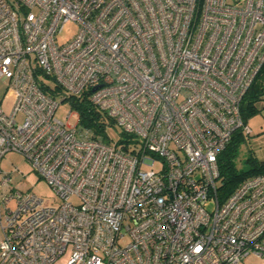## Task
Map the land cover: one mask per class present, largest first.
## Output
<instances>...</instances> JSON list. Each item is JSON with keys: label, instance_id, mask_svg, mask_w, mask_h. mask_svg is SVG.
Returning <instances> with one entry per match:
<instances>
[{"label": "built area", "instance_id": "built-area-1", "mask_svg": "<svg viewBox=\"0 0 264 264\" xmlns=\"http://www.w3.org/2000/svg\"><path fill=\"white\" fill-rule=\"evenodd\" d=\"M262 67L264 0H0V77L16 94L9 113L0 101V161L20 153L60 198L0 168V264L264 257V174L217 193L218 155L251 132L240 105ZM83 92L129 141L55 117Z\"/></svg>", "mask_w": 264, "mask_h": 264}, {"label": "rangeland", "instance_id": "rangeland-1", "mask_svg": "<svg viewBox=\"0 0 264 264\" xmlns=\"http://www.w3.org/2000/svg\"><path fill=\"white\" fill-rule=\"evenodd\" d=\"M228 1L234 2V0ZM76 31L77 25L75 22L69 21L65 23L62 31L57 35V41L59 43L67 41L76 33ZM46 81H48L50 85H53V82L50 81V79H47ZM257 81H260V78ZM7 85V81L0 77V101L5 112L9 113L15 104L16 94L13 90L7 88ZM61 98L62 97L58 95L59 101H61ZM255 106L257 107L256 112L248 115L244 120V122L250 127L251 132L247 135H243L238 154L235 158L237 167L242 169L248 168L245 159L249 155L259 161H264V93H262L260 98L257 99ZM68 112H72L69 119L66 117ZM75 112L76 111L71 108L69 102L63 101L59 102L55 111V117L62 121H66L70 125H74L77 122ZM119 132H121V128L118 126L107 127V133L113 143L118 139ZM0 168L2 171L11 172L13 183L18 189L23 191L30 190L48 202H60V198L53 188L31 167L20 153L15 151L6 152L0 161ZM11 205L14 206V203L12 202ZM66 260L67 254L59 257L55 264H65ZM239 264H264V257L249 255Z\"/></svg>", "mask_w": 264, "mask_h": 264}, {"label": "trees", "instance_id": "trees-1", "mask_svg": "<svg viewBox=\"0 0 264 264\" xmlns=\"http://www.w3.org/2000/svg\"><path fill=\"white\" fill-rule=\"evenodd\" d=\"M259 78L260 81H257ZM57 87L55 86L53 89L57 90ZM47 90H49V87ZM262 93H264V67L261 68L242 98L240 111L243 120L248 115L256 112L257 107L255 106V102L260 98ZM88 95L89 92H83L79 96L69 97L64 101L69 102L71 108L78 113L79 125L90 128L95 136L101 135L105 142H109L112 139L107 134V127H116L114 121L104 111H101L95 105L91 104ZM118 134L117 143L119 144L129 141L131 137L122 131ZM242 139L243 133L236 131L229 144L218 155L219 183L217 193L221 199L229 195L245 178L255 174H264V161H259L251 155L245 159L248 164L247 169L237 167L235 158L238 154Z\"/></svg>", "mask_w": 264, "mask_h": 264}, {"label": "crops", "instance_id": "crops-1", "mask_svg": "<svg viewBox=\"0 0 264 264\" xmlns=\"http://www.w3.org/2000/svg\"><path fill=\"white\" fill-rule=\"evenodd\" d=\"M245 259H246V258H245ZM245 259H244V260H245ZM241 262H243V260H242ZM241 262H240V263H241ZM238 264H239V263H238Z\"/></svg>", "mask_w": 264, "mask_h": 264}]
</instances>
